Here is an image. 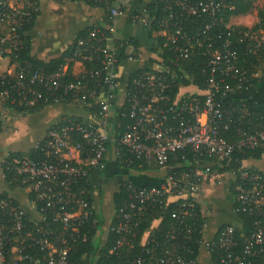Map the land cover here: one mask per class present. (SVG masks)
I'll return each mask as SVG.
<instances>
[{
  "label": "built area",
  "instance_id": "2783aa9c",
  "mask_svg": "<svg viewBox=\"0 0 264 264\" xmlns=\"http://www.w3.org/2000/svg\"><path fill=\"white\" fill-rule=\"evenodd\" d=\"M37 1L0 0V28H3L0 62L8 60L0 77L15 76L13 88L17 92V97H13L7 87L1 91L2 126L11 114L4 106L6 100L26 106L41 98L59 103L70 93L78 92L82 96L72 104L85 106L95 120H59L48 129L44 139L46 158L39 162L14 159L9 166L13 178L9 180L4 172L8 155L0 157V264H73L71 252L78 243L88 240L81 230L92 214L84 197L85 188L79 184L83 180L89 184L92 172L106 169L111 148L117 159L126 154L136 156L165 167L166 174L161 184L154 186L125 182L126 198L116 223L109 227L115 239L102 261L96 258L92 264H200L193 243H189L194 232L204 225L198 223L201 218L198 199L207 181L224 184L226 175H232L235 181L232 187L237 211L255 215L257 219L240 252L236 250L237 227L231 224L205 243L207 252L212 255L220 251L223 264H264L263 174L244 165L245 159L235 157L237 152L257 147L263 148L264 155V115L259 126L249 130L242 125L245 115L239 116L234 105L225 104L235 89L248 84L245 88L248 90L253 80L264 78V65L252 62L239 66L241 56L232 41L228 38L222 41L223 33H209L217 24L218 13L226 7L233 8L232 0H170L167 16L157 18L147 7L135 9L129 15L131 25L147 31L156 25L165 38L159 46L161 53L145 61L128 82L124 104L129 105V120L120 133L119 116L118 120L112 116L120 88L114 35L123 10L135 0H114L109 8L112 24L104 27L112 36L108 37L97 26L87 41L80 40L68 60L82 65L96 60L95 69L70 73L68 64L51 74L36 69L29 83H25L22 78L30 65L12 62L10 53L19 49V31L25 15L31 14L25 12L26 8L39 10ZM202 13L208 14L209 20L201 33L190 35L183 30V19ZM111 38L113 43L109 44ZM124 41L127 52L138 57V47L131 40ZM237 41L246 43L252 52L258 51L264 47V27L240 31ZM199 53L203 56L202 70L208 73L207 87H194V91L184 93L182 87L193 86H183L175 82V77L188 78L184 63ZM69 74L72 78L64 83ZM91 77L97 79L94 88L89 86ZM226 77L234 80L238 88L232 87ZM93 108L94 113L89 110ZM231 130L235 134L233 139L227 137ZM187 154L195 161L188 168L177 170L183 165L169 164L171 158L184 159ZM211 159L222 162L225 170L213 169ZM18 180L32 195L33 212L15 205L8 194L1 196L6 192L4 184L10 186ZM75 186L80 189L75 190ZM171 205L174 208L170 209ZM156 207L159 216L155 215L150 226L142 230V218L149 208ZM166 217L170 221L164 229L161 223ZM96 222L98 218H94ZM108 235L100 246L108 242ZM198 243H203V237ZM35 248L45 252L44 260L32 253ZM134 251L137 253L133 254Z\"/></svg>",
  "mask_w": 264,
  "mask_h": 264
},
{
  "label": "crops",
  "instance_id": "0c3cea01",
  "mask_svg": "<svg viewBox=\"0 0 264 264\" xmlns=\"http://www.w3.org/2000/svg\"><path fill=\"white\" fill-rule=\"evenodd\" d=\"M154 1L156 0H135L130 3V6L125 7L122 16L116 23L115 39L137 41L140 53L138 57L129 54L130 57L119 64L120 88L116 105L112 110L114 120H118L116 118L121 113L124 105L125 91L130 76L137 72L145 61L156 55L154 49L158 41L157 37H151L146 29L131 25L128 17L135 9H143ZM38 4L39 15L35 26L27 32V35L32 41L31 55L44 61L61 56L73 44L77 34L82 29L94 23L106 28L112 24L111 19L105 15L101 8L89 6L80 1L38 0ZM0 31H3V28H0ZM108 43L112 44L113 39H109ZM2 64L4 66L1 68ZM7 64L8 60L0 62V75H2ZM83 68L84 65L80 62H75L73 65L75 73L80 72ZM194 90V87H182L181 89L184 93ZM231 95L233 97L263 100L264 88H256L251 91L238 88ZM66 115H75L88 122L95 120L85 106L72 103L52 104L38 112L23 114L20 117L11 112L0 133V157H6L11 150L29 151L37 146L39 142L45 139L48 128ZM117 160L113 148H111L106 169L104 171H94L90 175L93 188V207L101 220L104 221L102 228L95 236V241L99 245L106 241L115 214L114 194L120 190V187L127 181L144 186L145 184L158 185L163 181L166 174L165 167L153 165L155 168L142 172L124 168L118 164ZM244 165L258 169L264 174V155L259 159H245ZM232 179V175H226L224 184H219L214 180L207 181L203 192L199 196L200 213L204 219L203 243L200 245L198 252L200 264H214L211 255L207 252L205 243L214 239L222 227L231 224L240 228L243 225L237 212L234 194L230 192ZM3 189L20 206L28 212H33L30 194L27 189L12 188L5 184ZM95 259H91L90 256H83L80 264H92Z\"/></svg>",
  "mask_w": 264,
  "mask_h": 264
},
{
  "label": "trees",
  "instance_id": "16d2710c",
  "mask_svg": "<svg viewBox=\"0 0 264 264\" xmlns=\"http://www.w3.org/2000/svg\"><path fill=\"white\" fill-rule=\"evenodd\" d=\"M74 1H80L83 2L89 6L99 7L101 8L105 15L109 17L110 11L109 8L111 4L114 3V0H74ZM258 0H232L233 8H224L220 13L217 15V24L212 29L210 34L217 33H223L222 34V41L225 39H230L235 47L238 48V51L241 56V61L239 62V66L245 67V63H259L264 65V47L259 49L256 52L250 51V49L247 48L246 43H238V33L240 31H245L249 27L246 26H235L230 25V18L233 16L238 15H246L250 11H252L255 7V3ZM170 0H156L153 3H149L147 5V8L153 13L156 14L157 18H161L163 16L168 15L167 6L171 5ZM37 5L38 1H37ZM26 11H31L30 15H25L24 19V25L22 29L19 31L20 38L18 42L19 49H14L10 53V56L12 58V62H15L17 64H21L24 66L30 65L29 68L25 70L24 76L22 78L23 82L29 83L30 76L32 75V72L36 69L41 71L44 74H51L54 73L59 69L60 66L64 64L69 65V72L71 73L73 71V65L75 61H69L68 60L72 57L74 54V50L79 44L80 40H88V37L90 36L91 31H93L97 26H100L101 31L105 33L108 37L112 36L111 33L101 26L98 23H94L81 31L77 34L74 42L72 45H70L61 56L52 58L49 61H44L38 58H35L31 55V38L27 35V32L30 31L36 23L37 17L39 15V10H34L31 6L27 7ZM258 15L260 18V21L253 26V28H260L264 27V12L258 11ZM180 20V19H179ZM209 20V16L206 13H202L200 15H194V16H187L183 21L181 22V26L184 31L188 32L190 35H195L198 33H201L203 31V27L205 23ZM160 28L156 25L152 26L148 33L151 37L156 36L158 40V47L154 49L155 53H161L162 50L159 49V46L162 44L164 40V36L160 34ZM229 33V34H227ZM136 47L138 46L137 41H131ZM220 42V41H218ZM115 44L117 45V58L119 60V64L129 58V53L127 52V44L124 40L116 39ZM201 52V51H200ZM166 54V52H164ZM245 60V61H244ZM152 60L148 61L146 63V68H148V65L150 64ZM244 61V62H243ZM202 64H203V56L201 53L199 55H195L190 61H187L184 63L185 68L188 70L189 75L188 78H181L180 75L175 77V82L181 83L183 86H193L197 87L199 89H205L207 87V78L208 73L207 71L202 70ZM84 68L88 70H93L97 66L96 60H89L84 62ZM135 76V74H132L130 76V79ZM15 76H6V77H0V98H1V91L4 87H7L9 90H11V93H13V97H17V92L13 88V84L15 81ZM72 78V75H67V77L64 78V83L69 81ZM97 79L95 77H91L89 81V86L94 88L97 85ZM226 81L232 85L234 88H238L237 84L234 80L231 78L226 77ZM248 84H244L240 88H246ZM264 88V78L261 80H253L251 83V86L248 88L249 91L254 90L256 88ZM97 92L100 93V89H96ZM247 90V89H246ZM178 91V90H177ZM82 94L81 92L78 93H70L67 97L60 99L59 103H65V104H71L74 102V99L77 101L81 98ZM93 100V99H89ZM94 102V100H93ZM56 104L52 99L44 100L40 99L37 101L34 105L26 106L24 104H20L18 101L15 103H12L10 100H6L4 103V106L6 109H8L11 112H14L17 115H23V114H30L35 113L40 110H42L44 107ZM225 104H232L236 107L237 113L239 116L245 115L242 118V125L244 128L249 130H254L257 128L260 124V120L262 115H264V99L263 100H256V99H249V98H241L239 96H231L229 99L226 100ZM91 112H95L96 108L89 109ZM61 119H76L77 121H83L81 117L75 116V115H66L62 117ZM129 120V105L124 104L121 109V113L119 114V122H120V128L118 129V132H122L124 129V126ZM61 121H58V123ZM53 126V125H52ZM50 128V127H49ZM48 128V129H49ZM3 130L2 121L0 120V133ZM48 131V130H47ZM235 134L234 131L231 130L227 137L234 138ZM43 144L44 140L38 143L37 146L31 148L29 151H14L11 150L8 154L5 164H4V172H6V178L9 180L13 178L12 173L9 172V166L11 164H14V159H25L29 158L35 161H41L46 158V155L43 151ZM262 147L252 148V149H244L241 152H237L235 154L236 158L240 159H248V158H255L259 159L262 157ZM118 164L121 165L124 168L127 169H133L138 171H147L153 167V164L146 162L144 159L136 157V156H124L118 158ZM194 161V157L191 154H187L184 159L174 160L171 158L169 160L170 165H176L181 164L183 166L178 167L177 170H182L188 168L189 164ZM209 161H212L209 160ZM195 162V161H194ZM213 162V169H216L220 172H223L225 168L223 167V163L219 161H212ZM262 173V172H261ZM263 174V173H262ZM264 178V174H263ZM133 183V182H131ZM235 181H232L230 185V192L234 194L233 191V184ZM135 184V183H133ZM161 184V183H160ZM136 185L144 186L136 183ZM159 185V184H158ZM80 188H85V194L84 197L88 201L89 208L92 212L89 219L83 224L82 227V234H86L88 236V240L85 242H80L76 245V250H73L71 252V260L73 264H80V261L83 256H90L91 259L99 258V260L102 261L101 258H103L104 253H108L109 249L111 248V244L113 243L115 239V235L110 231L108 235V242L104 246H100L95 241L96 232L102 227L104 221L101 220L99 214L96 212V210L93 207V198H92V185H91V177H89V184L86 183V181H82L81 184H79ZM79 186H75V190L79 188ZM145 186H153V184H145ZM10 187L12 188H24L25 185L21 183V181H12ZM79 188V189H80ZM1 196H7L6 192H2ZM30 198H32V195H29ZM126 198V188L124 184L120 187V190L114 194V205H115V214L112 219L111 226L114 225L117 221V214L119 211V208L121 204L124 202ZM15 205L20 206V204L13 198H11ZM157 208V207H156ZM149 208V211L146 212L145 216L142 218V230L148 226H150V222L156 217L159 216L160 210L157 208ZM174 208V205L170 206V209ZM237 208V206H236ZM240 220L242 221V227H237V233H236V241L237 246L236 250L238 252L241 251L242 246L244 244V240L246 237L252 234L254 231V221L257 219L255 215L244 213L241 211H237ZM156 215V216H155ZM264 217V216H263ZM94 218H98V222L94 223ZM170 221V217H166L162 221V227L166 229L168 227V223ZM199 224H204V219L199 217ZM203 236V227H199L193 234L192 240L189 241L191 244L193 243L196 254L198 255L199 252V243L198 241L202 239ZM30 251V250H29ZM32 253L37 255L38 257L42 258L44 260L45 252L41 251V249L35 248L32 250ZM137 251H134L133 254H136ZM133 255L132 253H130ZM220 251H216L215 253H212L211 257L214 264H223L220 261L219 258Z\"/></svg>",
  "mask_w": 264,
  "mask_h": 264
},
{
  "label": "rangeland",
  "instance_id": "374dc122",
  "mask_svg": "<svg viewBox=\"0 0 264 264\" xmlns=\"http://www.w3.org/2000/svg\"><path fill=\"white\" fill-rule=\"evenodd\" d=\"M260 10L264 12V0H258L255 3L254 9L252 11H250L248 14L231 17L229 24L235 25V26L253 27L260 21V18L258 15V11H260ZM3 66L4 65L2 64L1 68ZM20 116L21 115H19V117Z\"/></svg>",
  "mask_w": 264,
  "mask_h": 264
}]
</instances>
